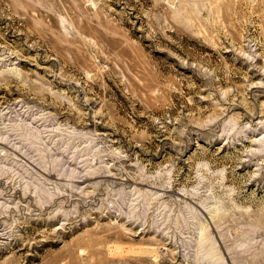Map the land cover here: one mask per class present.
<instances>
[{
  "label": "rangeland",
  "instance_id": "1",
  "mask_svg": "<svg viewBox=\"0 0 264 264\" xmlns=\"http://www.w3.org/2000/svg\"><path fill=\"white\" fill-rule=\"evenodd\" d=\"M0 264H264V0H0Z\"/></svg>",
  "mask_w": 264,
  "mask_h": 264
}]
</instances>
